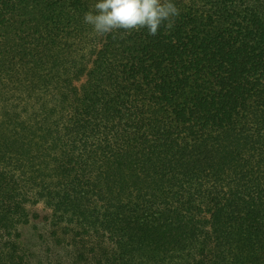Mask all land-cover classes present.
<instances>
[{"label": "trees", "instance_id": "obj_1", "mask_svg": "<svg viewBox=\"0 0 264 264\" xmlns=\"http://www.w3.org/2000/svg\"><path fill=\"white\" fill-rule=\"evenodd\" d=\"M96 2L0 0V264H264V0Z\"/></svg>", "mask_w": 264, "mask_h": 264}, {"label": "clouds", "instance_id": "obj_2", "mask_svg": "<svg viewBox=\"0 0 264 264\" xmlns=\"http://www.w3.org/2000/svg\"><path fill=\"white\" fill-rule=\"evenodd\" d=\"M180 10L173 0H97L93 11L84 13L83 22L101 37L122 31L145 30L156 36L161 28L170 29Z\"/></svg>", "mask_w": 264, "mask_h": 264}, {"label": "rangeland", "instance_id": "obj_3", "mask_svg": "<svg viewBox=\"0 0 264 264\" xmlns=\"http://www.w3.org/2000/svg\"><path fill=\"white\" fill-rule=\"evenodd\" d=\"M41 205H39V207H40Z\"/></svg>", "mask_w": 264, "mask_h": 264}]
</instances>
